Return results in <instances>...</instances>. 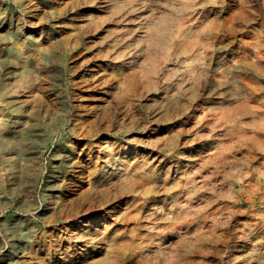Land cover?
<instances>
[{
  "label": "rangeland",
  "instance_id": "rangeland-1",
  "mask_svg": "<svg viewBox=\"0 0 264 264\" xmlns=\"http://www.w3.org/2000/svg\"><path fill=\"white\" fill-rule=\"evenodd\" d=\"M114 1L0 0V264H264V0Z\"/></svg>",
  "mask_w": 264,
  "mask_h": 264
},
{
  "label": "bare ground",
  "instance_id": "bare-ground-1",
  "mask_svg": "<svg viewBox=\"0 0 264 264\" xmlns=\"http://www.w3.org/2000/svg\"><path fill=\"white\" fill-rule=\"evenodd\" d=\"M140 1H145V0H140ZM111 4H110V3ZM114 0H103V6H104V8L105 7H111V9H113L112 10V13H113V11H115V9L117 8V7H114ZM96 3H97V0H91V4H90V7H91V10H86L85 11V15H87L89 18H91V19H94L95 17H101V16H103V14H101V12L100 11H97V13H95L94 12V10H93V7L95 6L96 7ZM110 4V5H109ZM88 7H89V4H88ZM144 7V6H143ZM99 8V7H98ZM143 9V8H142ZM107 11V10H106ZM159 11V10H158ZM82 13V12H81ZM84 13V12H83ZM154 13H156V12H154ZM150 14V13H149ZM154 15L155 14H153L152 16L151 15H148V17L150 16L152 19H157V18H154ZM175 15V14H174ZM172 13H170V14H167V15H164V18L162 19V21L161 22H159L157 25H151V21L150 22H148V25L147 26H145L146 27V31L144 32V35L142 34V36H143V38H142V40H145L146 42H151V43H153L154 44V42H156V43H160V45H161V40L159 41V39L161 38V36H164V37H166L167 36V38L170 40H168L169 41V43H167V45L165 46L166 48V53H165V58H168L167 60H169V59H171V57L172 56H175V57H177L178 58V56L179 55H183L184 57L185 56H188V55H191L192 57H193V61H191L192 63L189 65V70L190 71H193V74L194 73H196V74H198V72H197V68H200V67H198L199 65H201V63L204 61H201V59L202 58H204V56H205V50L207 49V50H209V49H211V48H213V49H215L214 47H216L214 44H213V42H211L210 40H207V41H203V42H201V44L199 45V44H197L198 42V40H199V38H198V36L196 35H194V36H192V32H191V28L190 27H187L185 24H184V22L183 21H181L180 19H182L181 17H180V19L179 18H177V17H175ZM206 16H207V14H206ZM140 17H141V15H140ZM162 17V16H161ZM184 17V16H183ZM151 19V20H152ZM143 21V20H142ZM142 21H141V23H142ZM181 21V22H180ZM209 26H210V24L209 23H206L205 22V24H203V25H201V32H204V33H206L207 31H211L210 29H209ZM207 30V31H206ZM165 34H166V36H165ZM207 34V33H206ZM209 34H211V32L209 33ZM163 37V38H164ZM176 38H178V42L177 43H181L180 44V46H178L176 49H174L173 50V46L176 44L175 43V40L174 39H176ZM187 39V40H186ZM141 40V41H142ZM166 40V39H165ZM201 40V39H200ZM164 41V40H163ZM187 41V42H186ZM254 41H255V39H254ZM259 41V40H258ZM159 45V44H158ZM163 45H165V43L163 44ZM155 46V45H154ZM151 47V46H150ZM146 48V47H145ZM147 49V48H146ZM146 49H144V50H146ZM151 49V48H150ZM252 49V52L256 55V56H262L263 54H262V50H261V46L260 45H256L254 48H251ZM262 49H264V48H262ZM143 50V51H144ZM152 52V51H151ZM244 52V51H243ZM263 52H264V50H263ZM231 53V52H230ZM239 53V52H238ZM247 53H248V51H247ZM150 54V53H149ZM152 54L153 53H151V56H152ZM241 54V53H240ZM239 54V55H240ZM245 54V53H244ZM262 54V55H261ZM230 56H232V55H230ZM236 56V55H235ZM241 56V55H240ZM250 56V55H249ZM244 57V56H243ZM243 57H242V59H243ZM173 58V57H172ZM246 58V57H245ZM244 58V59H245ZM184 59H187V58H184ZM240 59V58H239ZM243 59V60H244ZM173 60V59H172ZM261 60V59H260ZM174 61V60H173ZM233 61V64H231V66H229V67H234V68H239L240 66H241V63L242 62H244V61H240V60H238L237 58H235L234 57V59L232 60ZM246 61V60H245ZM227 62V61H226ZM205 64V63H204ZM221 64V63H220ZM220 64H219V66H220ZM225 64V63H224ZM246 64V63H245ZM244 64V65H245ZM249 64V63H248ZM248 64H247V66H248ZM158 65H159V63H158ZM156 63H153V65H152V67L150 68V69H148L149 71L148 72H155L156 71V68L157 67H159ZM227 65V64H226ZM242 65H243V63H242ZM221 66H223V65H221ZM246 66V67H247ZM250 66V65H249ZM188 67V66H187ZM233 68V69H234ZM241 68H243V67H241ZM186 69V68H185ZM231 69V68H230ZM229 69V70H230ZM244 69V68H243ZM246 69V68H245ZM228 70V71H229ZM220 71V70H219ZM218 71V72H219ZM245 71V70H244ZM217 72V71H216ZM223 72L224 71H220L219 73H217V77L218 78H216L218 81H222L221 79L224 77V75H223ZM233 72V71H232ZM235 73H236V70L234 71ZM240 74H242V73H240ZM246 74V73H245ZM226 76V75H225ZM225 80V79H224ZM249 83V82H248ZM249 85V84H248ZM258 84H252V87H254V88H258V86H257ZM249 86H251V85H249ZM251 88V87H250ZM250 90V89H249ZM253 89L251 88V91H252ZM253 92V91H252ZM258 92V91H257ZM260 92V91H259ZM257 94H259V93H257ZM173 95V94H172ZM263 101V100H262ZM245 105V104H244ZM250 105V104H249ZM224 106V105H223ZM240 107H242V106H240ZM244 107V106H243ZM251 107H252V105H251ZM1 112V111H0ZM193 112V111H192ZM247 112V111H246ZM250 112V111H249ZM234 113H236V112H234ZM252 114L251 115H253V113H254V111H252L251 112ZM229 114H230V112H229ZM234 114H231L230 116H233ZM250 115V116H251ZM199 116H201L200 114H199ZM261 117V116H260ZM255 117L253 116V120H254V122H256L257 123V121H255V119H254ZM259 120H261V119H259ZM201 122V121H200ZM253 122V123H254ZM201 124V123H200ZM259 124H261V125H259ZM258 125L260 126L259 127V130H262L263 131V133H264V121L262 122V123H259ZM247 125V124H246ZM257 125V124H256ZM20 126V125H19ZM201 128V127H200ZM258 128V127H257ZM8 129V128H7ZM17 130V129H16ZM4 131V130H3ZM0 134H1V131H0ZM14 134V133H13ZM258 134V133H257ZM9 135V134H8ZM263 137V136H262ZM255 138H257V136L255 137ZM14 139V138H13ZM248 140V139H247ZM103 141V140H102ZM101 141V142H102ZM109 140H106V141H104V146L105 147H108L109 146ZM256 143H257V145L264 151V138L263 139H261V138H257V141H256ZM205 150V149H204ZM223 151V150H222ZM223 154V153H222ZM210 156V155H209ZM204 157V156H203ZM225 157H226V154H225ZM213 158V157H212ZM229 158V157H228ZM217 160V159H216ZM203 162V161H202ZM188 167V166H187ZM130 169V168H129ZM189 169V168H188ZM192 170V169H191ZM190 170V171H191ZM188 171V170H187ZM183 172V171H182ZM187 174V173H186ZM118 175V174H117ZM191 175V174H190ZM122 176V175H121ZM122 178V177H121ZM197 179V178H196ZM195 179V180H196ZM206 179V178H205ZM192 180H193V178H192ZM195 180H193V181H195ZM253 180V179H252ZM198 181V180H197ZM247 181V180H246ZM196 183V182H195ZM245 183V182H244ZM189 184V183H188ZM197 184H199V183H197ZM203 184H205V183H203ZM248 184V183H247ZM194 185V184H193ZM200 186H201V184H200ZM197 189V186H195L193 189H191L190 191H194V190H196ZM187 190V189H186ZM186 195V194H185ZM183 196V195H182ZM186 199V198H185ZM192 199V198H191ZM81 230V229H80ZM99 231V230H98ZM81 232V231H80ZM93 234V233H92ZM105 234V233H104ZM90 235V234H89ZM106 236V235H105ZM102 237V236H101ZM86 238V237H85ZM77 240V239H76ZM96 240V239H95ZM107 240V239H106ZM111 245V244H110ZM105 246V245H104ZM111 248V247H110ZM106 249V248H105ZM111 249H108L107 251H110Z\"/></svg>",
  "mask_w": 264,
  "mask_h": 264
}]
</instances>
